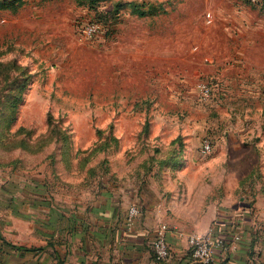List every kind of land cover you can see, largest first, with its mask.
<instances>
[{
  "label": "rangeland",
  "instance_id": "1",
  "mask_svg": "<svg viewBox=\"0 0 264 264\" xmlns=\"http://www.w3.org/2000/svg\"><path fill=\"white\" fill-rule=\"evenodd\" d=\"M202 140L213 175L264 193V0H0L2 167L61 203Z\"/></svg>",
  "mask_w": 264,
  "mask_h": 264
},
{
  "label": "crops",
  "instance_id": "2",
  "mask_svg": "<svg viewBox=\"0 0 264 264\" xmlns=\"http://www.w3.org/2000/svg\"><path fill=\"white\" fill-rule=\"evenodd\" d=\"M204 141L181 161L172 154L149 174L118 171L96 192L61 203L34 173L0 165V264H202L193 259L187 236L210 229L232 243L210 264H264V193L248 186L241 195L242 179L253 169L234 188L225 175L210 172L223 160L211 162L201 152ZM248 194H256L253 204ZM132 204L140 211L130 221ZM160 223L170 228L164 261L153 246Z\"/></svg>",
  "mask_w": 264,
  "mask_h": 264
},
{
  "label": "built area",
  "instance_id": "3",
  "mask_svg": "<svg viewBox=\"0 0 264 264\" xmlns=\"http://www.w3.org/2000/svg\"><path fill=\"white\" fill-rule=\"evenodd\" d=\"M249 1L255 5L261 3V0ZM80 29L84 36L94 37L102 32L103 27L101 23L95 20H89L83 21ZM199 87L201 97L204 100H210L213 95V87L207 82L200 83ZM211 150V142L209 140H205L201 147V152L203 154H208ZM139 211L138 205L132 204L128 210V219L132 221ZM169 230L170 228L167 223H160L157 227V233L153 241V246L155 249V256L158 261H164L169 256L170 250L167 238ZM187 239L191 247L193 259L202 264H210L214 260L219 248L225 249L232 245V243L227 241L224 235L216 234L212 229L203 234L196 232L190 233L188 234Z\"/></svg>",
  "mask_w": 264,
  "mask_h": 264
},
{
  "label": "trees",
  "instance_id": "4",
  "mask_svg": "<svg viewBox=\"0 0 264 264\" xmlns=\"http://www.w3.org/2000/svg\"><path fill=\"white\" fill-rule=\"evenodd\" d=\"M249 1V0H248ZM250 2V1H249ZM251 3V2H250ZM255 5V4H254ZM90 20H95L97 22H99L96 18H91ZM100 23V22H99Z\"/></svg>",
  "mask_w": 264,
  "mask_h": 264
}]
</instances>
